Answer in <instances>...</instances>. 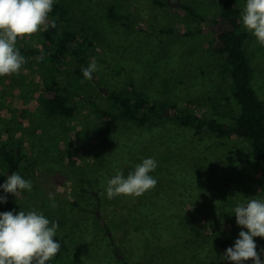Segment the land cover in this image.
<instances>
[{"label":"rangeland","instance_id":"obj_1","mask_svg":"<svg viewBox=\"0 0 264 264\" xmlns=\"http://www.w3.org/2000/svg\"><path fill=\"white\" fill-rule=\"evenodd\" d=\"M56 1L67 4L71 28L93 41L88 64L95 58L99 65L92 84H71L74 74L67 67L76 64L73 54L69 65L54 71L66 88L63 92L74 97V115H49L42 106L45 58L23 55L26 63L19 74L0 77V136L8 149L25 155L16 173L33 185L17 196L9 193V198L17 213L35 210L58 223L53 239L61 251L48 264H115L108 246L116 239L125 243L124 248L117 245L123 257L118 264H226V248L207 229L215 228L234 246L239 232L247 230L237 225L234 208L251 199L264 200L261 166L247 141L206 131L195 136L167 119L142 126L117 121L107 127L109 119L95 109L111 112L108 94L133 82L150 101L195 108L208 118L233 122L239 106L219 57L210 49V18L218 12L217 0ZM111 5L118 18L110 15ZM238 6L243 13L246 0H238ZM46 32L18 43L38 45ZM246 47L252 85L264 101V46L247 32ZM145 158L157 161L150 173L157 180L155 188L135 198L115 197L138 205L110 211L107 205L114 198L106 195L108 179L117 172L126 178ZM83 180L91 183L88 191L81 188ZM81 206L90 209L88 213L83 214ZM90 211L99 212L107 226L93 224ZM92 234L107 238L93 241ZM254 240L264 261V238Z\"/></svg>","mask_w":264,"mask_h":264},{"label":"trees","instance_id":"obj_2","mask_svg":"<svg viewBox=\"0 0 264 264\" xmlns=\"http://www.w3.org/2000/svg\"><path fill=\"white\" fill-rule=\"evenodd\" d=\"M217 2L218 12L214 17L210 18L212 33L210 49L219 57L222 72L227 74L231 92L239 106V113L233 122L208 118L195 108H178L174 103L150 101L144 91L137 90L134 87L133 82H130V88L125 87L108 94V98L111 101V112L102 108L95 109L104 118L109 119L107 127H110L111 123L117 121H131L142 126L148 122L157 124L161 120L167 119L176 121L186 130H193L195 136L200 135L202 131H206L213 133L218 138L236 137L243 139L247 141L250 153L260 163L261 173L264 178V101L252 85L253 66L247 53V31L242 26V13L238 6V0H217ZM181 6L187 9L194 17L201 20L205 19L202 15L196 13L190 5L181 4ZM109 11L110 15L114 18L120 16V13H118L113 5L109 7ZM49 20H55L57 27L49 28L40 44L24 43L21 45L17 43V47L22 55H42L46 59V71L42 77L40 89V100L46 113L49 115L60 114L72 117L77 110L74 97L68 92H63L66 91V88L61 86L54 71H61L63 66L69 65L68 56L73 54L76 64H70L67 68L74 74L71 84L79 85L84 80L82 69L88 66V60L94 43L88 36L81 37L71 28L69 8L65 2L55 0L53 10L49 13ZM84 82L92 84L94 80H84ZM107 131L108 129H106ZM18 148L21 149L20 147ZM24 157V154L15 153L13 150L8 149L6 141L0 136V185L6 181L8 175H11L13 172L16 173V168L19 167ZM90 187L91 183L88 180H83L82 190L88 191L91 189ZM158 194L160 193H157L156 197L160 196ZM0 195L7 197V202L2 203L3 212L13 211L14 214L17 213L9 198V193H5L3 188H0ZM123 197L125 198V196ZM124 198L121 200L114 198L109 202L107 208L110 211L121 212L125 210V206H127L126 209H135L137 207L138 202L137 204L132 200L125 202ZM73 204L77 205V202L73 201ZM81 207L82 212H84L83 214L88 213L87 211L90 210L83 206ZM100 207L101 202L99 200L98 208L100 209ZM90 212L92 213V211ZM103 219L99 212L91 214L93 224L97 222L100 224V227L101 225L107 226L106 221ZM204 227H207V225ZM207 230L211 231V234H215V241L219 245L226 249L232 247L228 240L215 233V228L212 227ZM93 235V241L96 237H105L104 235ZM108 239H110V236ZM110 241L111 244L108 247L112 250L115 264H118V257L121 258V250L117 245L124 248L125 243L122 239ZM61 263L66 264L65 262ZM53 264L56 263L54 262ZM68 264L72 263L69 262ZM125 264L128 263L125 262ZM226 264H232V262L227 261Z\"/></svg>","mask_w":264,"mask_h":264},{"label":"clouds","instance_id":"obj_3","mask_svg":"<svg viewBox=\"0 0 264 264\" xmlns=\"http://www.w3.org/2000/svg\"><path fill=\"white\" fill-rule=\"evenodd\" d=\"M55 0H0V77L19 74L26 58L17 47L18 40L30 38L49 28H56L55 20H49ZM245 30L264 46V0H246L242 13ZM43 60V56L39 57ZM99 70L95 58L82 69L84 80L91 81L93 73ZM81 81V83L84 82ZM154 158H145L135 170L125 178L117 172L108 179L106 195L108 199L118 196L139 197L155 188L157 180L150 175L157 168ZM32 182L13 172L0 185L5 193L32 190ZM52 207L55 198L50 193ZM7 197L0 196V203ZM236 223L245 230L238 234L234 246L228 247L223 259L232 264H264L257 252L254 237L264 238V200L251 199L234 208ZM57 222L50 221L41 212L23 210L0 212V264H48L61 251V244L53 238L57 236ZM264 251V250H262Z\"/></svg>","mask_w":264,"mask_h":264}]
</instances>
